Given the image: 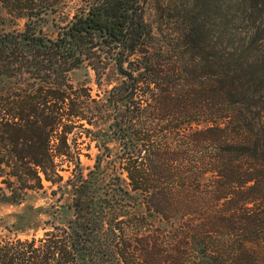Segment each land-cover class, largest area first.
Wrapping results in <instances>:
<instances>
[{"label":"trees","instance_id":"16d2710c","mask_svg":"<svg viewBox=\"0 0 264 264\" xmlns=\"http://www.w3.org/2000/svg\"><path fill=\"white\" fill-rule=\"evenodd\" d=\"M8 4L0 189L70 215L4 226L0 264H264V0Z\"/></svg>","mask_w":264,"mask_h":264},{"label":"rangeland","instance_id":"374dc122","mask_svg":"<svg viewBox=\"0 0 264 264\" xmlns=\"http://www.w3.org/2000/svg\"><path fill=\"white\" fill-rule=\"evenodd\" d=\"M8 2L9 0L0 1V28L4 31L21 28L24 21L23 15L11 9ZM70 6L71 3H68V7L64 8L63 12H70ZM58 14L60 13L58 12ZM58 14L53 17L56 21H60ZM51 16L47 14V21L41 25L42 30L47 34H53L55 30V26L50 23ZM68 76L69 80L76 84L91 77V71L79 66L70 70ZM84 144L80 143L79 146ZM91 145L92 143L89 144L90 149L87 151L92 155L95 149ZM81 151L85 152L86 150L82 147ZM79 158L84 164L91 163V160L86 159L83 155H79ZM56 198L58 199L56 200ZM12 200L13 198L8 196L6 190L0 189V234H8L4 227L7 226L10 229L20 228L22 231L17 233L19 237H28L31 233L38 236L42 229L48 226L50 220L62 221L70 215V210L66 206V196H60L59 192L51 195L49 189L45 191L26 190L20 198ZM259 251H264V245L259 248Z\"/></svg>","mask_w":264,"mask_h":264}]
</instances>
